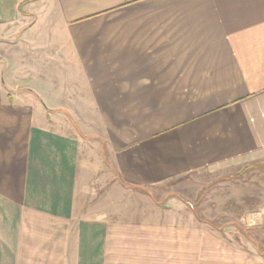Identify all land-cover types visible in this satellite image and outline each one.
I'll use <instances>...</instances> for the list:
<instances>
[{"label":"crops","instance_id":"obj_1","mask_svg":"<svg viewBox=\"0 0 264 264\" xmlns=\"http://www.w3.org/2000/svg\"><path fill=\"white\" fill-rule=\"evenodd\" d=\"M253 165L264 0H0V264H264L199 212Z\"/></svg>","mask_w":264,"mask_h":264},{"label":"rangeland","instance_id":"obj_2","mask_svg":"<svg viewBox=\"0 0 264 264\" xmlns=\"http://www.w3.org/2000/svg\"><path fill=\"white\" fill-rule=\"evenodd\" d=\"M45 121L51 127L72 131L76 129L81 134L75 121L66 118V115L57 119L50 117ZM81 136L85 139V149L88 154L91 153V163H99L98 166L103 167L104 162L96 142L94 144L85 136ZM104 171L110 173L98 167L97 175L105 176ZM236 176L235 180L223 184V189H218L219 185L215 184L216 192L210 199H205V204L203 203L199 212L203 210V216L210 219L207 221L220 227L217 230L226 243L233 244L238 249L260 251L264 254V166L253 165L251 169ZM184 203L196 212V203Z\"/></svg>","mask_w":264,"mask_h":264}]
</instances>
